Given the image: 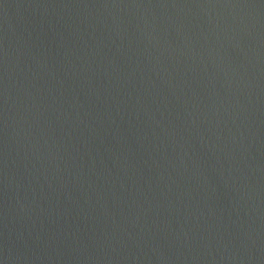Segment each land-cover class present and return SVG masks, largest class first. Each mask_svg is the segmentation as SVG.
Instances as JSON below:
<instances>
[{"label":"water","instance_id":"1","mask_svg":"<svg viewBox=\"0 0 264 264\" xmlns=\"http://www.w3.org/2000/svg\"><path fill=\"white\" fill-rule=\"evenodd\" d=\"M0 264H264V0H0Z\"/></svg>","mask_w":264,"mask_h":264}]
</instances>
